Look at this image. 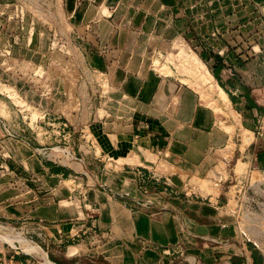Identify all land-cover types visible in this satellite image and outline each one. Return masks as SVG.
Returning a JSON list of instances; mask_svg holds the SVG:
<instances>
[{
  "label": "crops",
  "instance_id": "0c3cea01",
  "mask_svg": "<svg viewBox=\"0 0 264 264\" xmlns=\"http://www.w3.org/2000/svg\"><path fill=\"white\" fill-rule=\"evenodd\" d=\"M44 1L0 5V224L46 250L3 264H263L264 0ZM179 45L215 105L162 65Z\"/></svg>",
  "mask_w": 264,
  "mask_h": 264
},
{
  "label": "rangeland",
  "instance_id": "374dc122",
  "mask_svg": "<svg viewBox=\"0 0 264 264\" xmlns=\"http://www.w3.org/2000/svg\"><path fill=\"white\" fill-rule=\"evenodd\" d=\"M4 3L10 4V7H12L13 9L16 6H18L17 8L22 10L23 15L26 10L30 11L32 14L35 15V19H38L40 22H43L46 17L45 10H44L45 8L44 0H0V5ZM176 68H177V72L179 76L183 79V81L188 83L190 86L194 87L198 91L202 102L208 103L211 106L215 105L214 101L216 97V82L214 80L213 82H211V85L213 87L212 89H206L204 86L201 85L200 83L201 72L203 71L209 72V67L207 66L206 62L203 60L202 57H200V55L194 48L183 46V45L177 46L176 48ZM40 69L42 70V68ZM21 70L22 72L26 73L29 69L28 67L23 65ZM204 80L206 81V79ZM44 81L45 80H42L41 82L40 80H38V83L44 86L45 85ZM58 81L59 80L53 79L52 80V83H54L53 86L59 87ZM28 83H29L28 77L23 78L21 79V84H18V86L27 87ZM1 97L2 96H0V98ZM12 100L14 101V99ZM225 106L226 105L224 104L220 107H218L217 105L215 107L218 109L217 111H220L222 115L226 116L227 114L231 113L232 110L230 106L228 105L226 107ZM255 132H258V135L263 136L260 133L261 132L264 133V124L260 126L258 129H256ZM248 134L250 135L249 132H246L243 129H240V127L237 128L236 137L239 139V141L237 142H240V140L242 139L244 143H248L249 142ZM46 147H47L46 149L41 150L39 152L42 155L46 156L48 159L52 160L54 164L57 163V164H64V165L70 166L72 162L77 161L76 154H74L73 151L69 149L66 144L65 145H63V143L50 144V145H47ZM253 147L254 148H251L252 150L257 151L261 149L262 154L264 153L263 145L261 146V148H258L256 145ZM6 158L8 160V157ZM262 159L264 161V155ZM245 161H248L247 158H245ZM205 185H206V182L205 181L202 182V188ZM12 227L13 226H9L4 223L0 224V247L2 245L7 246L11 254L12 253L14 254L17 252V254L24 255V253H28L29 256H32L35 258L40 257V255H42L41 253H43L42 251L44 252L46 251L41 245V243H39L37 239L34 238L32 231L27 229L28 227L19 228L18 226H15L14 229H12ZM240 227L242 231L245 232L242 222H241ZM246 233L250 235L248 232ZM262 236H263V230H262ZM250 238H252L253 241H255L256 244L258 245H260V243L262 242L261 237L257 238V237L250 235ZM21 240H23V243L20 242ZM24 241H27V242L25 243ZM30 244L31 246L33 247L35 246L40 250L42 249V251L40 252V250H38V252L40 253L27 251L25 247L30 246ZM42 256H45V254L43 253ZM8 258L9 256L7 255L4 256V258L1 257L0 264H3L5 261H7L6 259ZM10 260L12 261L13 258H10ZM46 261L47 259L45 258V261L43 264H46ZM15 262L16 260L14 261V263ZM14 263L11 262L10 264H14Z\"/></svg>",
  "mask_w": 264,
  "mask_h": 264
},
{
  "label": "built area",
  "instance_id": "2783aa9c",
  "mask_svg": "<svg viewBox=\"0 0 264 264\" xmlns=\"http://www.w3.org/2000/svg\"><path fill=\"white\" fill-rule=\"evenodd\" d=\"M161 63L163 66H168V65L171 66L174 69V71H176V74L179 76L176 68V53L175 54L168 53L166 56H164V58H162ZM260 134L264 136L263 132H261ZM257 246L261 252L263 264H264V229H263L262 242L260 243V245L257 244Z\"/></svg>",
  "mask_w": 264,
  "mask_h": 264
},
{
  "label": "bare ground",
  "instance_id": "6f19581e",
  "mask_svg": "<svg viewBox=\"0 0 264 264\" xmlns=\"http://www.w3.org/2000/svg\"><path fill=\"white\" fill-rule=\"evenodd\" d=\"M20 242L23 243V240H21ZM24 242L26 243L27 241H24ZM28 245H29V244H28ZM25 249H26V250H31V251H32V250H36V249H37V250H40V249H38V248L35 247V246H34V247L31 246V244H30V246H26ZM40 252H41V251H40ZM41 254H43V253H41Z\"/></svg>",
  "mask_w": 264,
  "mask_h": 264
}]
</instances>
